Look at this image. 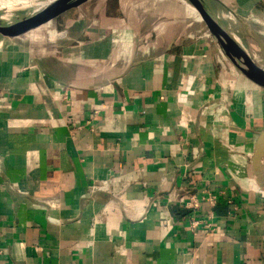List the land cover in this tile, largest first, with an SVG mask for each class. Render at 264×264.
<instances>
[{
	"label": "crops",
	"instance_id": "1",
	"mask_svg": "<svg viewBox=\"0 0 264 264\" xmlns=\"http://www.w3.org/2000/svg\"><path fill=\"white\" fill-rule=\"evenodd\" d=\"M221 1L264 42V0ZM193 9L89 0L29 48L0 9V264H264V89Z\"/></svg>",
	"mask_w": 264,
	"mask_h": 264
},
{
	"label": "water",
	"instance_id": "2",
	"mask_svg": "<svg viewBox=\"0 0 264 264\" xmlns=\"http://www.w3.org/2000/svg\"><path fill=\"white\" fill-rule=\"evenodd\" d=\"M89 0H0L1 15L8 35L19 44V36L26 30L35 28L70 8L81 7ZM194 7L214 28L219 44L228 59L238 70L264 89V69L254 60L247 48L246 37L253 38L260 46L264 58V42L260 35L233 9L221 0H180ZM38 6L40 10L30 19L13 20V10L19 7ZM225 28H222L221 25ZM213 25V26H212ZM264 163V129L258 133L252 165L255 176L260 179Z\"/></svg>",
	"mask_w": 264,
	"mask_h": 264
},
{
	"label": "built area",
	"instance_id": "3",
	"mask_svg": "<svg viewBox=\"0 0 264 264\" xmlns=\"http://www.w3.org/2000/svg\"><path fill=\"white\" fill-rule=\"evenodd\" d=\"M206 199V201L209 203V205L210 206H214L215 204H216V202H217V196H215V195H212V194H210L209 196H207V198H205ZM194 202H195V200H194Z\"/></svg>",
	"mask_w": 264,
	"mask_h": 264
},
{
	"label": "rangeland",
	"instance_id": "4",
	"mask_svg": "<svg viewBox=\"0 0 264 264\" xmlns=\"http://www.w3.org/2000/svg\"><path fill=\"white\" fill-rule=\"evenodd\" d=\"M193 8H194V7H193ZM193 10H194L195 12H197V13H195V14H197V15H195L196 18L198 17V19H199L200 21L203 20L202 18L199 17V16H201V15H200V13H198V10H196L195 8H194ZM255 54H256L258 60H261V56H260V54H259L258 52H255Z\"/></svg>",
	"mask_w": 264,
	"mask_h": 264
}]
</instances>
